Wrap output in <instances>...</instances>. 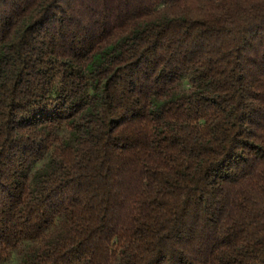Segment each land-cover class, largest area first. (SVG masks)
Masks as SVG:
<instances>
[{
	"label": "trees",
	"instance_id": "trees-1",
	"mask_svg": "<svg viewBox=\"0 0 264 264\" xmlns=\"http://www.w3.org/2000/svg\"><path fill=\"white\" fill-rule=\"evenodd\" d=\"M0 264H264V0H0Z\"/></svg>",
	"mask_w": 264,
	"mask_h": 264
}]
</instances>
